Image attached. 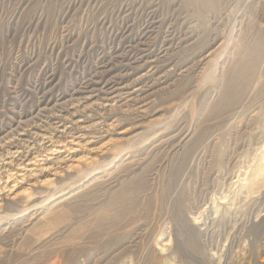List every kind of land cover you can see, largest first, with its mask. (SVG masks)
I'll list each match as a JSON object with an SVG mask.
<instances>
[{"label": "rangeland", "instance_id": "rangeland-1", "mask_svg": "<svg viewBox=\"0 0 264 264\" xmlns=\"http://www.w3.org/2000/svg\"><path fill=\"white\" fill-rule=\"evenodd\" d=\"M262 158L264 0H0V264H264Z\"/></svg>", "mask_w": 264, "mask_h": 264}, {"label": "bare ground", "instance_id": "bare-ground-1", "mask_svg": "<svg viewBox=\"0 0 264 264\" xmlns=\"http://www.w3.org/2000/svg\"><path fill=\"white\" fill-rule=\"evenodd\" d=\"M249 68H250V66H249ZM246 70V69H245ZM248 70V69H247ZM248 71H250V70H248ZM250 74H253V72H250ZM248 83H249V81H248V77H241L240 79H238V81H237V85H239V90L236 92V95H234V96H232L230 99H229V96H228V98L226 99V102H225V104L227 105L228 104V101H231V103H236V102H238V100H240L241 99V96L245 93V90H246V88H247V86H248ZM111 128V127H110ZM81 144V143H80ZM61 148H64V147H61ZM58 149V150H60V151H64V150H62V149ZM57 151V150H56ZM59 152V151H58ZM115 156H117V155H115ZM115 156H113L114 157V159H115ZM119 156V155H118ZM118 158V157H117ZM35 161H38L37 159L35 160ZM35 161H33V162H31V163H34ZM112 162H113V160L111 161V162H109L110 164H112ZM257 163V162H256ZM30 164V163H29ZM110 164H108V165H110ZM94 167V166H93ZM96 168H98V167H96ZM95 168V170H97ZM92 170V169H91ZM94 171V170H93ZM261 178H264V159L262 158L261 160H259L258 161V163H257V165H256V167H255V171H254V173H253V175L251 176V178L249 179V181H248V186L249 187H254L256 184H257V182L259 181V179H261ZM5 181V180H4ZM13 187H14V185H13ZM9 189V188H8ZM11 189H12V187H11ZM11 192V191H10Z\"/></svg>", "mask_w": 264, "mask_h": 264}]
</instances>
